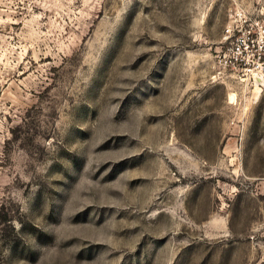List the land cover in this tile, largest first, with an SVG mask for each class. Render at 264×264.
I'll list each match as a JSON object with an SVG mask.
<instances>
[{
    "label": "rangeland",
    "instance_id": "1",
    "mask_svg": "<svg viewBox=\"0 0 264 264\" xmlns=\"http://www.w3.org/2000/svg\"><path fill=\"white\" fill-rule=\"evenodd\" d=\"M264 0H0V264H264Z\"/></svg>",
    "mask_w": 264,
    "mask_h": 264
},
{
    "label": "built area",
    "instance_id": "2",
    "mask_svg": "<svg viewBox=\"0 0 264 264\" xmlns=\"http://www.w3.org/2000/svg\"><path fill=\"white\" fill-rule=\"evenodd\" d=\"M240 30L230 36L231 41L223 52L225 62L227 66L255 75L264 67V27Z\"/></svg>",
    "mask_w": 264,
    "mask_h": 264
}]
</instances>
